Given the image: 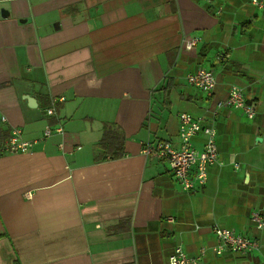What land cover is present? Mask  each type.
<instances>
[{"label":"crops","instance_id":"1","mask_svg":"<svg viewBox=\"0 0 264 264\" xmlns=\"http://www.w3.org/2000/svg\"><path fill=\"white\" fill-rule=\"evenodd\" d=\"M198 69L210 94L187 82ZM231 86L251 119L219 106ZM181 113L216 132L193 192L143 153L180 148ZM0 127L34 143L0 155V264H168L176 247L201 264H264L250 219H264V10L251 0H0ZM215 225L258 249L217 255Z\"/></svg>","mask_w":264,"mask_h":264},{"label":"built area","instance_id":"2","mask_svg":"<svg viewBox=\"0 0 264 264\" xmlns=\"http://www.w3.org/2000/svg\"><path fill=\"white\" fill-rule=\"evenodd\" d=\"M209 1V0H208ZM251 4L258 9L264 10V0H251ZM220 9L217 10V13ZM197 40L187 39L183 42L185 51H191L196 46ZM187 82L194 88L210 94L215 85L214 75L209 70L198 69L194 73L187 75ZM59 99H51L49 106L45 109L47 116L56 114V103ZM219 106H226L239 109L251 119L254 111L245 101L242 91L237 86H231L227 98ZM4 120V118H2ZM62 133V128H46L44 137H49L52 133ZM19 130L12 129L5 143L0 145L1 154H24L29 152L34 143L22 141L19 138ZM178 134L181 139L179 149H174L169 143L162 142L156 146H146L143 149L145 155H154L157 158L165 160L172 172L175 181L185 192H193L198 187L203 186L207 181V169L217 161L218 150L216 145V132L212 127L205 126L201 120L195 119L186 113L178 116ZM202 134L204 143L201 150L192 147L191 138ZM31 195H27L30 197ZM251 221L258 227H264V219L256 213H251ZM212 232L217 239V245L214 252L217 255L225 251L236 254H246L258 249V244L245 236H239L233 231L222 228L218 225L212 227ZM168 264H201L198 257H190L185 254L179 247H176L168 258Z\"/></svg>","mask_w":264,"mask_h":264},{"label":"trees","instance_id":"3","mask_svg":"<svg viewBox=\"0 0 264 264\" xmlns=\"http://www.w3.org/2000/svg\"><path fill=\"white\" fill-rule=\"evenodd\" d=\"M9 137V133L7 130H4L0 127V144L2 142H4L7 138ZM122 156V151H120L119 149L114 152V153H111L110 155V158L111 159H116V158H119Z\"/></svg>","mask_w":264,"mask_h":264},{"label":"water","instance_id":"4","mask_svg":"<svg viewBox=\"0 0 264 264\" xmlns=\"http://www.w3.org/2000/svg\"><path fill=\"white\" fill-rule=\"evenodd\" d=\"M260 140V138H256V141H259Z\"/></svg>","mask_w":264,"mask_h":264}]
</instances>
